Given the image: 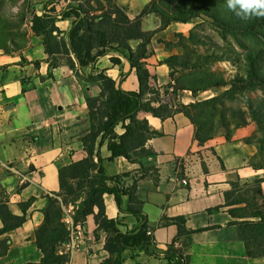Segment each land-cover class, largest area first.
I'll return each instance as SVG.
<instances>
[{
  "label": "crops",
  "instance_id": "0c3cea01",
  "mask_svg": "<svg viewBox=\"0 0 264 264\" xmlns=\"http://www.w3.org/2000/svg\"><path fill=\"white\" fill-rule=\"evenodd\" d=\"M149 2L114 0L130 19L136 18ZM59 3L56 26L67 40L72 20H62L60 16L73 4L71 0ZM174 24L158 31L150 43L153 54L146 64L155 79L151 80L154 87L163 88L171 83L165 64L171 50L159 38L166 36ZM160 25V19L153 14L141 21L146 32L156 31ZM111 57L120 59V64L113 65ZM46 60L42 38L32 31L26 46L0 54V197L8 202L13 215L25 214L20 228L0 236V244L5 237L9 239L8 251L0 257V264L40 262L42 254L35 245V231L43 222L42 212L48 198L59 192L58 172L86 157L81 142L90 129L86 98L97 97L99 88L78 79L63 63L48 74ZM34 62L39 65L35 66ZM102 70L121 90L138 92L135 72L122 54L110 52L81 73L88 75ZM145 119L153 130L161 133L146 143L155 158L142 161L159 170L157 184L149 178H140L138 164L122 157L109 160L111 154L106 142L99 153L107 176L126 175L121 180L124 188L137 181V197L143 203L142 211L152 229L156 248L166 251L178 235L175 225L164 226L163 222L183 217L184 227L191 234L185 242L177 240L174 247L189 257L190 264H264V258L247 257L232 225L236 219L230 216V208L224 207V195L230 191L231 183L252 184L264 179V168L254 164L258 149L246 142L244 128L235 131L229 140L220 135L199 144L194 126L183 114L164 121L152 116ZM30 199L32 203L23 212L20 204ZM104 204L106 216L120 223L121 233L140 225L136 217L118 210L113 196L104 195ZM126 205L124 197L122 208ZM70 210L65 211L64 220L70 218ZM107 236L108 233L97 231L93 216H88L83 236L70 253L69 264H101L109 257L104 250ZM63 246L67 252V243ZM121 258L122 264H165L162 258L149 257L141 251L125 250Z\"/></svg>",
  "mask_w": 264,
  "mask_h": 264
},
{
  "label": "trees",
  "instance_id": "16d2710c",
  "mask_svg": "<svg viewBox=\"0 0 264 264\" xmlns=\"http://www.w3.org/2000/svg\"><path fill=\"white\" fill-rule=\"evenodd\" d=\"M59 1L62 0H51V4ZM224 5L225 0H150L136 18L130 19L114 0H80L75 8L70 6L60 16L62 20H73L67 40L65 33L56 26L58 19L55 9L32 16L31 31L42 38L47 55L48 74L62 64L59 57H63V64L78 79L99 88L97 97L86 98L90 129L81 139L86 157L59 170V192L48 198V205L42 212L43 222L35 231V245L42 254V259L37 264L70 263V253L63 247L70 237V230L63 222L65 211L70 208V218L74 226L80 225L84 228L87 217L92 215L97 231L108 233L104 250L109 257L101 264H122L121 254L125 250L141 251L149 257L162 258L165 264H190L189 257L174 247L177 240L183 239L185 242L191 234L184 227L185 219L178 217L163 222L164 226L175 225L178 235L166 251L157 249L151 237L152 229L142 211L143 203L137 197V181L134 180L130 187L124 188L121 180L126 175L107 176L102 168L99 149L106 142L111 154L109 160L122 157L131 164H138L140 178H149L157 184L159 170L154 165H145L142 161L155 158V153L146 148V143L161 136V133L149 126L145 116L164 121L183 114L194 126V136L199 144L217 137L214 126L217 116V121L220 120L228 132L225 135L227 140L232 136L229 118L236 120L238 126L247 124L246 113L242 109L226 107L224 96L188 105L181 104L178 108L169 107L161 100L167 89L195 94L222 86L225 83L223 78L185 75L186 72H191L193 66L186 61L177 63L176 58L171 57L165 61L170 69L171 83L159 88L151 85V80L155 79L148 72L146 64V60L153 54L149 49L151 40L158 31L166 29L172 23L187 24L193 19L205 17L212 20L226 35L234 38L247 36L258 40L260 46L245 48L244 75L235 76L232 85L238 93L264 90V18L242 21L230 11L221 13L220 9ZM150 14L158 17L161 25L156 31L146 32L142 30L141 21ZM197 43L200 41L197 40ZM163 44L168 50L174 47L187 50L183 42L180 45L167 42ZM21 48L23 47L12 43L10 50L5 51L3 46L0 50L4 49L7 53ZM110 52L120 53L128 61L138 81V92L121 90L104 70L89 75L82 74V70L91 68L99 58ZM197 57L211 62L225 60L224 56L212 59L208 54ZM110 62L119 65L120 59L111 57ZM33 64L39 65L38 62ZM173 64H177L181 72H184L180 77H176L177 72L173 73ZM205 126L207 129H204ZM117 129L122 133L118 134ZM104 195L113 196L118 210L136 217L140 220V225L130 232L121 233L120 223L109 219L105 214ZM124 197L127 198L125 209L122 208ZM224 199V207H229L230 216L236 219L232 225L237 229L247 257L264 258V196L260 181L253 185L231 183V189L225 193ZM32 201L30 199L20 204L21 210L25 212ZM241 205L243 207H239ZM94 209H97V213H94ZM0 220L3 225L0 229L1 236L20 228L25 222V214L13 215L8 202L3 201L0 202ZM8 248L9 239L5 237L0 244V257L6 254Z\"/></svg>",
  "mask_w": 264,
  "mask_h": 264
},
{
  "label": "rangeland",
  "instance_id": "374dc122",
  "mask_svg": "<svg viewBox=\"0 0 264 264\" xmlns=\"http://www.w3.org/2000/svg\"><path fill=\"white\" fill-rule=\"evenodd\" d=\"M59 2L52 5L51 0H43L42 2L38 0H0V47L3 46L6 51L12 48V43H15L17 47L26 46L27 37L31 31L32 16L55 9V16L58 19L56 5H59ZM71 3L73 4L71 7L75 8L77 4H80V0H71ZM69 7L70 5L67 6V9ZM220 11L221 13L228 11L226 5L222 6ZM161 37L159 38L161 43L167 41V43L174 45H180L182 42L186 44L187 50L184 51L180 47L171 48V55L165 59L167 61L169 58L174 57L177 63L182 61L189 62L193 69L191 72H186L185 75L195 74L194 77L197 76L199 78L215 76L225 80L222 86L195 94L187 91H175L171 88L167 89L161 99L163 103L169 105V107L178 108L181 104L188 105L224 96L226 107L242 109L246 113L247 118L245 126H238L239 124L237 125L238 122L236 120L229 118L231 133L233 134L235 131L244 128L243 131L247 135L246 141L255 145L258 149L254 164L264 168V90L255 89L238 93L234 91L232 85L235 76L244 75L245 62L243 61V55L245 48L260 46L258 40L250 39L247 36L234 38L226 35L215 26L212 20L205 17L193 19L187 24L176 23L171 26L169 32H166V36ZM197 40L200 43L196 44ZM4 49L0 51L4 52ZM200 54H208L210 58L213 57L212 59L224 56L225 60L222 62L201 60L197 57ZM59 59L61 63H65L63 57H59ZM172 67L174 69L173 73L177 72L176 77H180L184 73L181 72L177 64H173ZM168 70L170 73L169 68ZM237 89L239 90V88ZM235 92L238 94H235ZM217 118L214 122L217 136H225L228 132L223 128V123L220 120L217 121ZM204 129H207V126ZM116 131L117 133L119 132L118 129ZM259 181L264 196V179ZM248 185H253V183ZM241 189L246 190L245 188ZM3 201H5L4 197H0V202Z\"/></svg>",
  "mask_w": 264,
  "mask_h": 264
},
{
  "label": "clouds",
  "instance_id": "9594fccd",
  "mask_svg": "<svg viewBox=\"0 0 264 264\" xmlns=\"http://www.w3.org/2000/svg\"><path fill=\"white\" fill-rule=\"evenodd\" d=\"M225 5L242 21L264 18V0H225Z\"/></svg>",
  "mask_w": 264,
  "mask_h": 264
},
{
  "label": "built area",
  "instance_id": "2783aa9c",
  "mask_svg": "<svg viewBox=\"0 0 264 264\" xmlns=\"http://www.w3.org/2000/svg\"><path fill=\"white\" fill-rule=\"evenodd\" d=\"M0 54H2V51H0ZM183 183L186 184V182ZM63 222L68 230H70V237L66 243L68 245L67 252L71 253L77 248L78 239L83 236V228L80 225L74 226L71 218H67ZM147 233L150 235V232Z\"/></svg>",
  "mask_w": 264,
  "mask_h": 264
}]
</instances>
